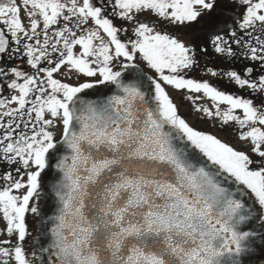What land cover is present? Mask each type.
Segmentation results:
<instances>
[{
	"label": "snow or ice",
	"instance_id": "snow-or-ice-1",
	"mask_svg": "<svg viewBox=\"0 0 264 264\" xmlns=\"http://www.w3.org/2000/svg\"><path fill=\"white\" fill-rule=\"evenodd\" d=\"M0 168V264L264 259V0H0Z\"/></svg>",
	"mask_w": 264,
	"mask_h": 264
},
{
	"label": "flooded vegetation",
	"instance_id": "flooded-vegetation-1",
	"mask_svg": "<svg viewBox=\"0 0 264 264\" xmlns=\"http://www.w3.org/2000/svg\"><path fill=\"white\" fill-rule=\"evenodd\" d=\"M22 15H23V12H22ZM205 63L207 65V67H216L219 69H227L229 67V65H227L226 63H221L218 60H216L215 58H212L208 61H205ZM140 67L147 75L151 76L154 74L151 69L147 68L146 64L141 63ZM236 67H240V65H236ZM204 71H205L204 67H201V69L199 71H194V72L190 73L189 75L193 78H196V79H208L214 85L219 86L221 88V90L236 91V89L233 85H227L223 81L216 80L215 78H211L209 76H206V75H204ZM239 94L244 95L246 93L241 91ZM202 100L203 99H201L197 102L200 104H203L205 106L212 107V102L209 101L207 98H205L204 102ZM196 123H197V125H200V127L197 126L198 129L209 132V133L214 134V135H217L219 138L225 140L226 142L233 144L236 147L240 146L239 141H233V140L229 139L227 132L221 131V130H219L218 127L213 126L212 121L201 117V119H198ZM0 171H3V169L0 168ZM261 264H264V261Z\"/></svg>",
	"mask_w": 264,
	"mask_h": 264
},
{
	"label": "water",
	"instance_id": "water-1",
	"mask_svg": "<svg viewBox=\"0 0 264 264\" xmlns=\"http://www.w3.org/2000/svg\"><path fill=\"white\" fill-rule=\"evenodd\" d=\"M99 90L107 92V87L106 86H100ZM94 91H98V90H94ZM107 94L111 95L110 92H108ZM90 98L91 99H97L98 97L93 95ZM57 175L58 174L55 172V170H53V172L49 173V175L47 176V181H48L49 185H51L55 181ZM41 207L45 210V212L48 216L54 215L56 212V207H57L55 197L52 196L51 193H49L48 197L41 201ZM263 261H264V259L257 256L256 258H254L252 260V264H261Z\"/></svg>",
	"mask_w": 264,
	"mask_h": 264
},
{
	"label": "rangeland",
	"instance_id": "rangeland-1",
	"mask_svg": "<svg viewBox=\"0 0 264 264\" xmlns=\"http://www.w3.org/2000/svg\"><path fill=\"white\" fill-rule=\"evenodd\" d=\"M174 102L179 106L180 112L182 115L185 116V118L189 121V123H191L194 126H198L200 127V125H197V120L201 119L202 114L201 113H195L192 110V105L190 102L182 100V96L184 95L183 92H172L171 93ZM205 98H203V102H204ZM198 103V102H197ZM200 104V103H198ZM200 117V118H198ZM3 222L0 221V226H2Z\"/></svg>",
	"mask_w": 264,
	"mask_h": 264
}]
</instances>
